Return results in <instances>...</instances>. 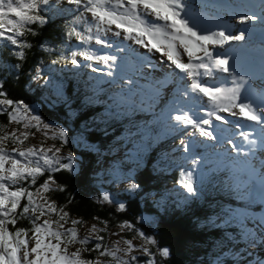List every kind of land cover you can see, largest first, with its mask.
Wrapping results in <instances>:
<instances>
[{
  "label": "trees",
  "instance_id": "16d2710c",
  "mask_svg": "<svg viewBox=\"0 0 264 264\" xmlns=\"http://www.w3.org/2000/svg\"><path fill=\"white\" fill-rule=\"evenodd\" d=\"M64 3L50 0L41 13L46 22L29 26L35 34L22 38L30 45L22 59L14 54L19 51L16 46L0 40V91L14 101L36 103L42 118L67 126V134L70 129L80 131L87 142L84 147H70L78 160L75 170L52 173L64 191L48 192L47 197L82 220L97 217L107 226L130 222L155 239L151 245L155 264H214L217 256L224 264H248L231 254L239 253L235 247L245 243L241 235L245 230L253 232L250 226L264 209L263 197L251 189L247 167L227 155L225 145L211 150V143L202 147L183 135L184 129L173 130L166 113L156 107L140 81L143 67L133 53H121L126 66L122 71L120 57L113 77L104 75L106 70L93 73L62 59L70 50L79 49L75 38L67 36L75 15L64 10ZM34 78L44 80L34 83ZM121 80L132 81L126 97L115 92ZM7 123L6 113H0V125ZM182 139L192 141L187 153L183 147L177 151L176 142ZM93 147L102 154L97 156ZM100 157L112 169L130 170L138 188L118 189L111 180L105 181L107 172L98 165ZM201 157L199 164H192V159ZM189 170H194L195 195L177 183L181 171ZM47 177L48 173L38 177L30 190ZM103 193L112 202H102ZM26 202L22 200L21 205ZM119 204L123 210H118ZM145 215L154 219L151 230L138 221ZM30 227L27 219L9 225L11 231ZM162 248L169 250L167 257L159 255Z\"/></svg>",
  "mask_w": 264,
  "mask_h": 264
},
{
  "label": "snow or ice",
  "instance_id": "6c2138e0",
  "mask_svg": "<svg viewBox=\"0 0 264 264\" xmlns=\"http://www.w3.org/2000/svg\"><path fill=\"white\" fill-rule=\"evenodd\" d=\"M54 2L59 5L63 0ZM66 2L74 6L77 13L67 36L69 39L74 37L80 47L78 50H70L67 56L61 57L62 59L69 60L76 68H90L93 73L102 71L101 67H94L93 63L102 65L107 69L103 74L113 77V68L117 67L118 57L107 52L98 54L102 49L114 48L120 53H135V49L131 47L134 44L149 54H160L161 60L172 69L169 75L181 82L176 89V98L166 113L170 127L173 130L184 129L183 135L187 137L199 135L205 140L223 143L224 138L216 134L214 121L220 124L230 123L224 114L254 122L259 126L258 130H253L256 132L254 138L252 132L242 130L243 125H236L241 129L238 133L241 143L238 144L233 137H228L226 143L231 152L227 155L235 153L237 158H249L242 163L250 168L264 190V171H258L250 159L258 152L264 154V106L255 104L246 94L248 81L244 75L236 74L230 63L232 57L217 51L231 43L244 41L246 30L238 29V34L234 33L228 20H222L212 27L193 23L192 0ZM49 5L50 0H0V40L16 46L19 51L14 54L18 58L22 59L25 55L23 50L30 46L22 38L29 33L35 34L29 26L35 23L43 25L46 22L41 13ZM236 19L239 24L246 25L260 17L239 13ZM213 27L217 30H212ZM109 33L116 40H109ZM77 57L87 63H80ZM134 58L138 59L140 67H156L147 56ZM120 59L119 67L123 71L126 64L122 57ZM217 73H223L225 76L217 79L216 83L209 84L203 79L214 78ZM261 104L264 105V100ZM34 112L29 105L9 99L5 92L0 91V113H6L9 124L22 125L25 129L8 131L6 125H0V264H134L137 258L131 253L136 250V246L129 239L114 241L111 247L95 243L92 248L82 247L69 251L71 245L86 246L92 238L102 241L103 237H93V234L104 229H98L93 224L88 230V235L78 238V229L75 226L82 221L72 219L73 227L65 228L64 225L69 222V213L63 206L58 207L55 201L42 194L64 191L63 186L53 179L52 173L61 170L73 172L75 158L72 152L62 154L63 146L68 143V134L64 128L44 122ZM33 128L36 132H42L45 139L58 140L60 146L53 144L45 147L42 142L39 146L24 147L29 136L35 135V132L29 131ZM9 141L15 145L10 150L7 148ZM180 143L184 152H189L192 141L182 139ZM210 147L215 148L216 144ZM202 159L203 157L192 159V164L197 165ZM261 166L264 167V161H261ZM45 173H48L47 179L35 188V192L31 191V186L36 185L38 177ZM177 183L189 195H195L197 189L194 186V170L181 171ZM137 188L136 183L128 184L130 191ZM37 198L42 202H38ZM24 199L27 202L21 205ZM101 201L112 202V198L108 193H103ZM123 208L124 205L119 204L118 210ZM53 214L55 219L52 218ZM42 217L46 218L41 220ZM18 219H27L31 227L11 231L9 225L14 227ZM103 223L106 226L107 222ZM259 224L260 228L264 229V219L259 221ZM120 227L132 229L133 225L124 223ZM136 235L144 241L139 246V251L148 257L146 264H155L147 247L155 245V239L139 230H136ZM228 239L231 240L232 237L229 236ZM240 239L247 240L250 244L258 241L264 243V231L245 230ZM121 244L126 247H121ZM85 251H95L98 257L95 260L84 259L82 253ZM231 254L239 255L238 252ZM159 255L167 257L169 250L162 248ZM100 257L109 259L102 261ZM214 264L224 262L217 256ZM258 264H264V261Z\"/></svg>",
  "mask_w": 264,
  "mask_h": 264
},
{
  "label": "rangeland",
  "instance_id": "374dc122",
  "mask_svg": "<svg viewBox=\"0 0 264 264\" xmlns=\"http://www.w3.org/2000/svg\"><path fill=\"white\" fill-rule=\"evenodd\" d=\"M231 1L232 0H217V2H215V0H192V3L194 5L193 23H197L202 26H205V25L207 26V24H209L210 27H212L214 24L220 23L222 20H228L229 23L232 25V29L233 28L236 29L235 27L238 25V22L235 21L233 23V19H236V15L239 14L240 12L243 11L244 13L248 14L249 11L247 10L246 5L243 6L244 10H242V8L238 9L239 7H241V5L240 4L236 5V3L231 4ZM62 5H64V7L66 8L64 10H68L71 12L73 11L72 14L77 15L76 11L74 10V6L68 5L67 3H64ZM219 5H222L223 7L219 8L218 7ZM216 13H218L219 15L217 16ZM201 15L203 16V18H200ZM88 18L90 19V15L88 16ZM252 30L253 28L250 29L251 32ZM108 39L116 40V38L113 37L111 33L108 34ZM263 41H261L262 44L259 40H256L255 42L261 46L260 48L256 47V45L244 46V50L246 51V52L244 51V55L242 53H239V55L236 56L237 58L232 62V65L234 67L236 74L244 75L248 81V84L246 86L248 91L246 94L249 95L250 99L255 104L260 105V106H264L261 104V101L264 100V57L262 59H259V57H261V54H264V52L262 51L264 49ZM75 43H78V42L76 41ZM125 43H128V42H125ZM238 43L240 47V42H235V43L226 45L225 48L223 49H217V50L220 52H224V51H228L229 48L235 49ZM78 46H79V43H78ZM93 47L98 48L100 46L93 45ZM131 47L135 49V53H133L135 57L139 56L142 58L144 56H147L150 59L151 63L155 64L156 66L155 68L143 67V77L142 79H140V81L146 84L148 94L150 95V98H154L156 102V107L160 111L167 113L172 104V101L176 98V91L172 92V88L179 87L181 82L174 80V78L171 75H169L172 69L169 68L167 63L161 60L160 54L158 53L149 54L146 52L145 49L140 48L139 46L134 45V44L131 45ZM239 49H242V47H240ZM105 52H107L108 54L117 55L118 59L121 56H123L120 52H116L114 48L113 49H102L98 54H104ZM252 53L255 54V57L252 56L253 55ZM249 58L258 59V61L256 64H252L249 61L250 60ZM77 59L80 60L81 58L77 57ZM117 63H118V60H117ZM235 64L239 65V69H237L238 66ZM246 65H249V67H246ZM96 67H99V65H96ZM100 67L103 71L104 70L107 71V69L104 68L102 65ZM115 68L116 67H114L113 70ZM224 76L225 74L223 73H217L214 78L204 77L203 79L209 84H212V83H216L217 79H222ZM228 79L230 81L231 78L229 77ZM43 80L44 79H41V78H34L33 82L40 83ZM128 81L129 80H121V82L118 83L119 86L115 89V92L121 94V97H126L130 93V89H128L130 83ZM185 83H187V81H185ZM51 93L52 95H55V92H51ZM25 104L29 105L32 109L35 110L34 114L40 116L36 103H25ZM224 115H226V118L230 123L220 124L219 122L214 121V126L216 128V134L224 138L223 143H217L216 141L205 140L199 135L193 137L196 140V142H199V144L202 147H205V145H209V143L216 144V147L215 148L211 147L212 148L211 150H215L217 149V147L220 148L222 144L226 146L227 153H229L231 152V149H230V146L226 143V140L228 137L231 136L236 140L238 144L241 143V139L238 135L241 129L236 127L237 124L243 125L244 127L242 130L247 131V132H252L253 138L255 137L256 132H254L253 130H258L259 126L256 125L254 122L245 121L244 119L239 118V117L234 118L227 114H224ZM41 119L46 123H49L57 127L64 128V130L67 131V126H63L56 122L48 121L47 119L42 118V117ZM12 129H18L19 131H25L22 125H17L15 123H12V124L7 123L6 130L11 131ZM29 131L35 132V135L29 136L28 140H26L23 145L24 147L31 146V145L39 146L42 142L44 143L45 147L51 146L53 144H55L57 147L60 146V142L58 140H52L50 138L45 139L42 132H36L34 128L29 129ZM50 136H51V133H49V137ZM169 143H172V141H169ZM176 143H177L178 149L183 147L179 140H177ZM14 146L15 145H13L10 142V144L7 145V148L10 150ZM72 146H75V147L87 146V142L84 140L82 133L74 129H70V133H68V143H66L63 146L62 154L67 155V153L72 152L75 158L73 161L74 167H75L77 165L78 160L74 152L70 149V147ZM93 148L97 156H100L102 154V152L99 151L97 148L95 147ZM177 151L181 152L182 149L177 150ZM230 156L234 158L233 160L240 163L243 167H247V172L251 174V177L249 178V180L253 181V185L251 189L255 191L257 195H260L264 199V190L261 189L258 179L251 172L250 168L246 166L244 163H242V161H244L245 159H249V158H245L243 156L237 158L235 153H231ZM263 156L264 154L261 155V153L258 152L255 157L250 158L252 160V164L256 167L258 171H264V167L261 166V161H263L262 159H264ZM98 160H99L98 165H102L103 171L107 172V174L104 175L106 179L105 181L111 180L113 182V185L118 189H128V184L133 183L132 178L130 176L131 174L129 172L130 170L126 171L123 169H112L106 164V162L105 163L103 162L102 157L98 158ZM33 192H35V190ZM42 194L45 196H48V193H42ZM37 200L38 202H42V201H39V198H37ZM263 215H264V209L259 212L258 221L254 220V218L251 219V220H254L252 226H250L253 232L254 231L255 232L264 231V229L260 228V224H259V221L264 219ZM45 218L46 217H42L41 220ZM72 219H78L82 221L81 224H77L75 226L78 229V238H83L85 235H88L89 234L88 230L93 224H95L98 229H104V230L93 234V237L95 235H99L103 237L102 241H97L94 238H92L89 240V243L86 246H81L80 244L71 245L69 248V251H75L77 248H82V247L92 248L95 243H102L103 245H107L111 247L114 241L120 240L121 238L129 239V240H132L133 245L136 246V250H134L131 253L132 256H135L137 258L134 264H146L148 257H146L142 251H139V246L142 245L144 241L139 236L136 235V230H138L136 226L133 225L132 229H128V228L121 229L120 225L124 223H128V222H121V223L116 224L115 226H107V225L105 226V223H103L104 222L103 220L93 219V218L82 220L76 216L69 215V222L64 225L65 228L73 227V225L71 224ZM138 221L140 224H143L144 226H146L147 228H150L151 230L154 219L150 215H145V216H140L138 218ZM128 224H131V223L129 222ZM112 233H117L118 235H112ZM120 246L126 247L123 244H121ZM147 247L151 251V245H147ZM235 248L239 250L238 258H243V260L247 261L248 264H258V262L264 261V243H261L258 241L255 244H250L247 242V240H245V243H243L242 246H237ZM235 248L233 249L235 250ZM89 253L92 254L91 255L92 257H88L90 256ZM82 256L84 259L95 260L98 257V253L95 251H85L82 253ZM152 258H153V254H152ZM100 259L102 261H107L109 258L100 257Z\"/></svg>",
  "mask_w": 264,
  "mask_h": 264
},
{
  "label": "bare ground",
  "instance_id": "6f19581e",
  "mask_svg": "<svg viewBox=\"0 0 264 264\" xmlns=\"http://www.w3.org/2000/svg\"><path fill=\"white\" fill-rule=\"evenodd\" d=\"M236 1H239V4L241 5V7H239L238 9H241L242 8V10H244V8H243V6H245L246 5V7H247V10L249 11V6H250V4H254V6H255V8H257L258 9V14H256V16H260V15H262L263 13H264V5H262L258 0H256L255 2H251V1H249V0H236ZM222 2V1H221ZM219 8H221V7H223L222 5H219L218 6ZM222 11V10H221ZM240 13H244L243 11L242 12H240ZM237 16V15H236ZM233 18H235V17H233ZM232 18V19H233ZM230 19V18H229ZM211 21V20H210ZM220 21V20H219ZM237 22V19H233V23L234 22ZM259 24H261L260 22H259ZM205 25V24H204ZM256 25V23H250V24H246V25H244V24H239L238 23V25H237V27H235L236 29H232V31L234 32V33H236V34H238L237 33V30L238 29H244V30H246V36H245V40L244 41H241L240 42V47H242V49H239L240 47H239V43L237 44V46L235 47V49H230L229 48V50L228 51H224L226 54H228L230 57H232V59L230 60V63L232 64V62L237 58L236 56H238L239 55V53H242L243 55H244V46H246V45H248V46H251V45H256V47H261L260 45H258L257 43H255L256 42V40H259L260 42L261 41H263L264 40V37H262L260 34H257V32H255L254 31V29L252 30V32H250V29L251 28H253L254 26ZM258 25V24H257ZM264 25V24H263ZM206 26V25H205ZM207 27H210V25L209 24H207ZM216 28H213L212 30H215ZM256 37V38H255ZM264 42V41H263ZM247 48V47H246ZM250 48V47H249ZM263 52H264V49L262 50ZM236 52V53H235ZM246 52V51H245ZM253 54V53H252ZM251 54V55H252ZM253 57H255V54H253L252 55ZM240 57V56H239ZM249 57V56H248ZM264 57V54H261V57H259V59H262ZM250 59V58H249ZM238 60V59H237ZM236 60V61H237ZM252 64H256L257 63V61H258V59H250L249 60ZM235 65H237V64H235ZM238 66V68L237 69H239V65H237ZM246 67H249V65H246ZM208 83V82H207ZM250 129V128H249ZM255 132V131H254ZM262 155V154H261ZM264 157V156H263ZM262 158V157H261ZM263 161H264V159H262ZM252 191V190H251ZM263 217H264V215H263Z\"/></svg>",
  "mask_w": 264,
  "mask_h": 264
}]
</instances>
